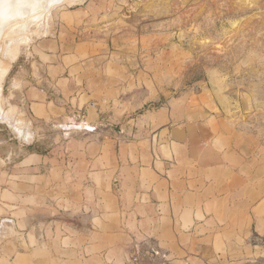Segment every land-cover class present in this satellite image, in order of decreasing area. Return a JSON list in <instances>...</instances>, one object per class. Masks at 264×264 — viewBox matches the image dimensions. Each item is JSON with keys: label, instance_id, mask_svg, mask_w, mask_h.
I'll return each mask as SVG.
<instances>
[{"label": "crops", "instance_id": "obj_1", "mask_svg": "<svg viewBox=\"0 0 264 264\" xmlns=\"http://www.w3.org/2000/svg\"><path fill=\"white\" fill-rule=\"evenodd\" d=\"M68 34L33 46L21 95L33 122L73 133L27 152L0 188V264H264L255 123L217 115L205 90L163 98L128 72V46ZM69 121L92 130L66 134Z\"/></svg>", "mask_w": 264, "mask_h": 264}, {"label": "rangeland", "instance_id": "obj_2", "mask_svg": "<svg viewBox=\"0 0 264 264\" xmlns=\"http://www.w3.org/2000/svg\"><path fill=\"white\" fill-rule=\"evenodd\" d=\"M47 12L43 20L32 18L25 33L22 23L29 12L19 14L6 22L0 39V62L8 65L0 81V188L27 152L54 148L73 133L65 136L57 123L33 122L21 95V83L36 62L32 48L49 31L57 36L71 33L76 43L102 39L106 51L118 55L128 46V55L134 57L126 65L128 72L149 73L163 98L205 90L217 115L255 123L257 144H264V0H68ZM11 48L15 58L8 62L6 51ZM156 107L150 103L128 116ZM9 111L11 126L5 123ZM15 123H22L31 137L18 135ZM1 215L0 247L8 233Z\"/></svg>", "mask_w": 264, "mask_h": 264}, {"label": "bare ground", "instance_id": "obj_3", "mask_svg": "<svg viewBox=\"0 0 264 264\" xmlns=\"http://www.w3.org/2000/svg\"><path fill=\"white\" fill-rule=\"evenodd\" d=\"M67 1L68 0H42V1L41 0H0V39L2 38V36L5 33L4 32V27L5 26L4 25L6 24V22L11 21L12 19H14V17L16 18L19 14L26 15L25 12H27V13L29 12V14H28L29 17L27 18V20L23 18L24 22L22 23V31H23L22 33H25V32H28V29H30V27L32 26L33 22L35 21V20L33 21V19L40 17V19L43 20L42 19L43 17L41 18V16H43L44 13H48L49 14V12H47L48 8L50 9V7L52 8L53 5L54 6L55 5L58 6V5H60V4L64 3V2H67ZM30 15L31 16L33 15V16H36V17L32 16L31 19H30ZM38 22L39 23H37V27H38L37 29L41 30L43 25L41 26L40 20ZM8 34L9 33H7V35ZM7 35H5V37ZM22 35H24V34H22ZM6 38H8V37H6ZM25 38L28 39L27 37H25ZM23 39H24V37H23ZM26 41L27 40H24V42H26ZM5 43H6V41H5ZM8 48H10V47H7V49ZM12 50H13L12 48L9 51H6V49H5V51L7 52V61L8 62L9 61H13L14 58H15V53H16L15 51L16 50H13V51ZM7 69H8V65H6V63L4 64V63L0 62V81L5 76V74L7 72ZM0 109H1V107H0ZM11 111L13 112L12 109H11ZM11 111H9V113ZM3 112H5V111H3ZM11 113H10V115L9 114H6V115L4 114L5 118L7 120V121L5 120V123L8 122L7 124L10 125V126H11V123H9V122L11 121L10 120L11 119L10 118ZM2 117H4V116H2ZM3 120H2V122H4ZM15 124L14 125L12 124V128L15 129L14 131H16V133L19 135L20 133H22V129L20 128L21 126L17 127L18 124H16V126H15ZM63 127H64V130H66V134H67V131H69V130H76V129H86V130H89V131L92 130L91 127L83 126V125L79 124L78 122L74 123L72 121H69V123L68 122L64 123ZM26 135H28V132L26 133Z\"/></svg>", "mask_w": 264, "mask_h": 264}]
</instances>
